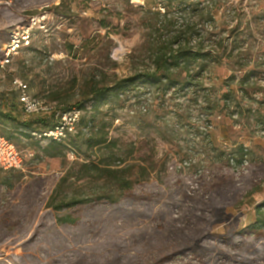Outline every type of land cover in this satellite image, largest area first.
Listing matches in <instances>:
<instances>
[{
    "label": "rangeland",
    "instance_id": "rangeland-1",
    "mask_svg": "<svg viewBox=\"0 0 264 264\" xmlns=\"http://www.w3.org/2000/svg\"><path fill=\"white\" fill-rule=\"evenodd\" d=\"M10 1L0 6V59L17 25L32 17L41 25L31 46L0 74V102L1 93H15L13 78H21L37 97L68 107L84 102V118L95 116L96 127L105 126L117 146L92 152L85 139L73 137L51 158L44 154L49 141L14 137L23 165L0 170V264H151L171 251L179 254L165 264H264V237L236 236L264 201V0H227L215 19L198 17L208 2L195 12L170 14L175 29L194 28L185 36L191 46L208 49L224 39L228 51L235 50L236 57L210 64L203 77L207 92L166 93L138 81L111 91L97 107L89 99L93 86H113L150 67L145 11L160 1ZM241 66L253 71L248 92L227 103L221 98L227 78L241 79L245 70L235 71ZM237 108L243 113L234 114ZM5 129L0 120V133ZM241 146L247 166L237 163ZM119 159L117 166L133 168V195L102 203L93 226H62L61 212L50 205L56 192L58 198L121 196L93 166ZM114 240L122 247L110 246Z\"/></svg>",
    "mask_w": 264,
    "mask_h": 264
},
{
    "label": "trees",
    "instance_id": "trees-1",
    "mask_svg": "<svg viewBox=\"0 0 264 264\" xmlns=\"http://www.w3.org/2000/svg\"><path fill=\"white\" fill-rule=\"evenodd\" d=\"M158 1V0H157ZM159 6L156 9L149 8L145 11V14L150 16V23H146L148 16L144 20V23L150 27V38L148 52L150 53L151 65L148 69L136 71L134 74L118 80L113 86H93L89 91L90 101L93 102V107H97L98 104L106 103L108 101V95L111 91H126L130 86L135 85L138 81H146L153 85H157L164 92L168 93L171 90L185 91L193 88V92L198 95L201 90L208 91L205 87L204 75L209 70L211 63H223L224 59H232L236 57L235 50L228 51V46L225 45V40L220 39L214 41L216 47L201 48L191 46L190 40L185 38L188 34H194V28L188 24L182 29H175L170 25V21L173 18H169L171 13L177 12V10H192V12L198 11V7L205 2L209 4V10L204 13L202 10L198 14V17L202 18L205 14L208 18L215 19L220 10L227 6V0H159ZM227 9V8H226ZM161 11H164L163 13ZM177 14V13H175ZM175 14H172L173 17ZM197 14V13H196ZM195 26H198V22H194ZM169 30L170 35L168 38L161 33L163 30ZM184 37V38H182ZM224 43V45H223ZM245 70L244 76L237 80V76L233 73L227 80L228 90L222 93L221 98L225 102L230 103L237 93H247V85L249 79L252 76V70L246 69L244 66L235 69V71ZM238 81V85H235ZM59 94H54L53 99H58ZM51 99V98H50ZM53 101V100H52ZM62 101V100H61ZM59 104L61 110L66 111L73 107H68L63 102ZM78 108L86 109L84 102L76 103ZM84 104V105H83ZM95 104V105H94ZM217 105V104H216ZM18 96L17 93H1L0 102V120L6 125V129L0 134L5 136L9 140H13L14 137H20L28 140L31 143L40 144L41 141L35 139L32 132L41 129L52 127L55 123V116L53 120L47 117H24L22 113L18 112ZM91 106V107H92ZM217 106H214V108ZM92 109V108H91ZM238 115L243 113L239 108L233 111ZM254 113H257L254 112ZM259 114V113H258ZM261 115V123H264V115ZM82 117L79 123V132L75 135H69L65 140L57 142L50 141L44 148V154L48 157L55 158L60 157L63 154V148L66 147L64 143L73 137H81L85 139L87 150L92 152L101 151L102 148L114 149L117 146V140L109 137L106 127L97 128L95 125V116L91 115L89 118ZM86 128L85 132L83 129ZM75 147L81 149L80 145L73 144ZM111 150V151H112ZM237 163L242 164L245 161L247 153L243 146L236 153ZM123 159L115 160L110 163H94L95 171L101 173L102 178H107L108 181L115 183L118 186L121 196L112 195L106 196L96 193V196L90 198L85 195H67L64 198H58V194L52 197L50 205L53 204L54 208L61 212L57 221L64 227L81 226L87 223L89 226H93L96 222L97 209L102 203L115 204L120 202L128 194L133 195L134 181L129 178L128 173L133 171L132 166H125L121 168L117 166L116 161L121 163ZM115 167V168H114ZM15 170V169H14ZM67 177L63 181H67ZM254 219L243 230L239 231L236 236H253L256 239H262L264 237V201L254 207ZM112 242V241H111ZM118 244V247H122L120 241L114 240L110 246ZM179 254L176 251L167 252L159 260L152 261L151 264H165L172 261L174 256Z\"/></svg>",
    "mask_w": 264,
    "mask_h": 264
},
{
    "label": "built area",
    "instance_id": "built-area-1",
    "mask_svg": "<svg viewBox=\"0 0 264 264\" xmlns=\"http://www.w3.org/2000/svg\"><path fill=\"white\" fill-rule=\"evenodd\" d=\"M11 5L10 0H0V6ZM40 21L32 17L27 24L17 25L11 32L9 41L1 47L4 57L0 59V74H4L16 55L31 46ZM13 86L18 96V102L25 117L55 116L52 127L32 132L35 139L40 141H63L69 135L79 132V123L83 117V109L73 107L61 110L59 104L48 101L30 93V85L21 78H13ZM85 132L86 128L83 129ZM248 165L245 160L243 164ZM244 164V165H245ZM23 165L21 151L16 144L5 136L0 135V170L20 169ZM243 168H246L243 166Z\"/></svg>",
    "mask_w": 264,
    "mask_h": 264
}]
</instances>
